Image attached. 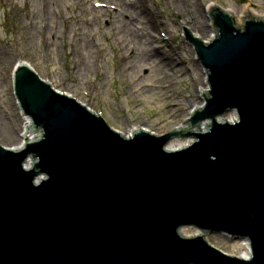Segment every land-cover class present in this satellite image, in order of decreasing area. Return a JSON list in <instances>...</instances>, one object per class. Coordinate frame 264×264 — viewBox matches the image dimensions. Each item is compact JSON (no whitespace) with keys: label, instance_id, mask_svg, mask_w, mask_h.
Masks as SVG:
<instances>
[{"label":"water","instance_id":"1","mask_svg":"<svg viewBox=\"0 0 264 264\" xmlns=\"http://www.w3.org/2000/svg\"><path fill=\"white\" fill-rule=\"evenodd\" d=\"M207 6L211 38L178 36L205 91L186 133L124 137L21 66L15 94L39 137L0 146V264H264V20ZM208 232L245 240L247 261Z\"/></svg>","mask_w":264,"mask_h":264},{"label":"rangeland","instance_id":"2","mask_svg":"<svg viewBox=\"0 0 264 264\" xmlns=\"http://www.w3.org/2000/svg\"><path fill=\"white\" fill-rule=\"evenodd\" d=\"M207 4L264 12V0H0V146L17 148L24 135L11 79L20 61L125 135L137 127L182 132L203 85L178 36L182 28L211 38ZM210 243L233 254L229 239Z\"/></svg>","mask_w":264,"mask_h":264},{"label":"bare ground","instance_id":"3","mask_svg":"<svg viewBox=\"0 0 264 264\" xmlns=\"http://www.w3.org/2000/svg\"><path fill=\"white\" fill-rule=\"evenodd\" d=\"M244 11H248V16L249 15H257L258 18H261L262 20H264V12L262 13H257V11L255 9H252V7L248 4L246 7H244L239 13H235L234 11H228L227 14L231 15V16H236L237 17V21L238 22H241V12H244ZM208 12V10H207ZM197 38L198 36L195 35ZM19 65H22V66H31L29 63L27 62H24V61H20ZM200 92H205L204 91V88L202 87L200 89ZM196 109H200V106H193L191 110H196ZM23 117V120L25 121V115H22ZM180 131H184L186 128H185V124L183 127H180L179 128ZM25 133L23 135V139H26L28 137V134L30 133V131L24 129ZM131 131H134V132H140V131H145L146 133H150V134H153L152 132H150L148 129L146 128H142V127H137V128H134L132 129ZM182 131V132H183ZM126 137H129V133L125 135ZM199 237L200 238H204V241L207 243V245L213 249V250H216L217 252L219 251L220 253L222 254H225L227 256H232V257H238V258H242V260L244 261H247V255H246V247H245V240H235L233 238H231L229 235L227 234H224V233H211V232H208V233H199ZM211 237H218V238H226V239H229L231 240L232 242V253L233 254H226L224 253L223 251L219 250L218 248H216L213 244L210 243V240H211ZM237 250H241V253L240 255H237L235 254V251Z\"/></svg>","mask_w":264,"mask_h":264}]
</instances>
